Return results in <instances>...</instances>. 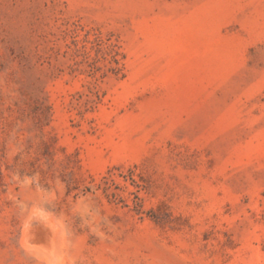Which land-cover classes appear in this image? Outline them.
I'll use <instances>...</instances> for the list:
<instances>
[{
  "label": "rangeland",
  "instance_id": "1",
  "mask_svg": "<svg viewBox=\"0 0 264 264\" xmlns=\"http://www.w3.org/2000/svg\"><path fill=\"white\" fill-rule=\"evenodd\" d=\"M0 264H264V0H0Z\"/></svg>",
  "mask_w": 264,
  "mask_h": 264
},
{
  "label": "bare ground",
  "instance_id": "2",
  "mask_svg": "<svg viewBox=\"0 0 264 264\" xmlns=\"http://www.w3.org/2000/svg\"><path fill=\"white\" fill-rule=\"evenodd\" d=\"M35 217H36V216H35ZM41 217H42V216H41ZM33 223L35 224V222H33ZM54 231H55V230H54ZM25 233H26V238H27V239H31V238L34 239L35 236H36L34 233H32V230H31L30 228H27ZM53 241H54V240H53Z\"/></svg>",
  "mask_w": 264,
  "mask_h": 264
}]
</instances>
